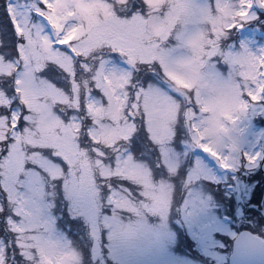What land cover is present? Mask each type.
Returning a JSON list of instances; mask_svg holds the SVG:
<instances>
[{
    "label": "snow or ice",
    "instance_id": "obj_1",
    "mask_svg": "<svg viewBox=\"0 0 264 264\" xmlns=\"http://www.w3.org/2000/svg\"><path fill=\"white\" fill-rule=\"evenodd\" d=\"M0 16V264H90L105 232L155 243L145 217L164 219L176 186L153 173L177 171L178 124L220 170L264 162L241 144L264 115V46L245 37L264 0H4Z\"/></svg>",
    "mask_w": 264,
    "mask_h": 264
},
{
    "label": "rangeland",
    "instance_id": "obj_2",
    "mask_svg": "<svg viewBox=\"0 0 264 264\" xmlns=\"http://www.w3.org/2000/svg\"><path fill=\"white\" fill-rule=\"evenodd\" d=\"M246 28L248 31L245 37L248 42L256 48L264 46V26L250 24L246 25ZM177 127L180 131L170 142L172 156L178 166L177 171L169 175L166 169L161 168L153 173L156 181L164 180L176 186L171 208L166 217L161 219L160 216L151 214L145 217L149 226L159 230L153 237L155 243L151 246L138 244L131 247L121 246L117 249L108 240L105 232L95 242V248L91 239L86 245L90 249V263L226 264L227 256L231 252V242L237 232L236 226L238 229L244 228L250 231L255 228L254 225L252 228L247 227L242 217H244L243 205L251 203L244 206V209L250 212L248 208H252L253 202L257 203L258 194L264 193V179H259V175H256L258 167L250 170L242 168L237 172L220 170L208 154L198 148L189 147L186 128L180 124ZM243 128L242 149L249 152L264 149V115L257 114L250 117ZM197 160L205 166L206 172L204 178L190 185L186 177L193 172ZM189 189L199 198L203 208L195 223L187 222L183 214V205L187 202L186 194ZM224 195L226 197L238 195L237 201L232 205L229 202L227 204L224 202ZM252 213L256 217L255 211ZM135 219L136 217L127 214L122 217L125 224ZM261 220L264 222V219ZM252 232L258 234L259 231ZM261 234L264 236V232ZM184 235L187 238L190 236L193 240V251L196 255L192 256L184 250L186 244L192 246V241L186 243Z\"/></svg>",
    "mask_w": 264,
    "mask_h": 264
},
{
    "label": "water",
    "instance_id": "obj_3",
    "mask_svg": "<svg viewBox=\"0 0 264 264\" xmlns=\"http://www.w3.org/2000/svg\"><path fill=\"white\" fill-rule=\"evenodd\" d=\"M260 170L264 177V162H261ZM245 237L263 240L250 230H239L233 243L232 252L228 257V264H264V250L259 248H249L245 250L241 247L242 240Z\"/></svg>",
    "mask_w": 264,
    "mask_h": 264
},
{
    "label": "trees",
    "instance_id": "obj_4",
    "mask_svg": "<svg viewBox=\"0 0 264 264\" xmlns=\"http://www.w3.org/2000/svg\"><path fill=\"white\" fill-rule=\"evenodd\" d=\"M4 3V0H0V5H2ZM0 21H3L5 24H6V20H4V18L2 17V16H0ZM260 176V175H259ZM259 181V180H258ZM259 185V184H258ZM257 185V186H258ZM260 195H261V193L260 194H258V198H257V202L259 201V198H260ZM234 201H237V199L233 196V195H230L229 197H226L225 195H224V202H226L227 204H228V202L232 205L233 203H234ZM249 202H251V201H249ZM248 206V205H251V203H246V204H244L243 205V215H244V218H243V222H245V224H246V226L247 227H250V228H252V226L256 223V222H254L253 220L252 221H248L249 220V217H253V211H255L253 208H256L257 207V203H254L253 202V208H248L249 209V211L250 212H248V210L246 211L245 209H244V206ZM256 210H257V212L255 211V215L256 216H258V215H260V214H257V213H260V211L261 210H259L258 208H256ZM233 214H234V212H233ZM242 214V213H241ZM252 215V216H251ZM259 217V216H258ZM259 224H261V222H258ZM255 226V228L253 229V230H258L259 229V227H258V225L257 224H255L254 225ZM252 230V231H253ZM260 231L262 232V229H260ZM259 233V232H258ZM259 234H261V233H259ZM262 235V234H261ZM188 241H192V240H188ZM189 248H190V251L192 252V254H193V241H192V246H191V244L189 245ZM90 261V260H89ZM90 264H92V263H90ZM110 264V263H109Z\"/></svg>",
    "mask_w": 264,
    "mask_h": 264
},
{
    "label": "flooded vegetation",
    "instance_id": "obj_5",
    "mask_svg": "<svg viewBox=\"0 0 264 264\" xmlns=\"http://www.w3.org/2000/svg\"><path fill=\"white\" fill-rule=\"evenodd\" d=\"M263 201H264V197H263ZM258 204H259V203H258ZM256 208H258L259 210H261L259 207H256ZM261 211H262V210H261ZM261 211H260V213H261ZM263 212H264V211H263ZM263 212H262V214L259 215V217L256 216V215H255L256 217H254V216H253V217H249V220H248V221H252V220H253V221L256 222V223H257V222H261V223H262V220H261V219H264V213H263ZM242 218H244V217H242ZM256 223H255V224H256ZM255 224H254V225H255ZM236 227H237V226H236ZM261 227H263V224H261Z\"/></svg>",
    "mask_w": 264,
    "mask_h": 264
}]
</instances>
